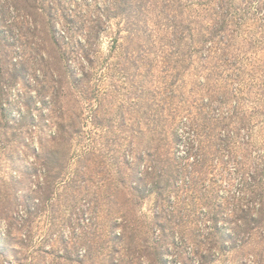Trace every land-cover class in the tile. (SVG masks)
<instances>
[{"label": "rangeland", "instance_id": "rangeland-1", "mask_svg": "<svg viewBox=\"0 0 264 264\" xmlns=\"http://www.w3.org/2000/svg\"><path fill=\"white\" fill-rule=\"evenodd\" d=\"M0 105V264L264 255V178L237 228L222 210L235 164H211L226 130L245 162L264 149V0H0ZM190 138L203 162L188 182L172 156Z\"/></svg>", "mask_w": 264, "mask_h": 264}, {"label": "trees", "instance_id": "trees-1", "mask_svg": "<svg viewBox=\"0 0 264 264\" xmlns=\"http://www.w3.org/2000/svg\"><path fill=\"white\" fill-rule=\"evenodd\" d=\"M245 19L239 18V20L231 21L230 28L231 33H240L243 32V25L245 24ZM233 34H229V37ZM225 44V43H223ZM0 111H4V107L1 108L0 105ZM237 137H238V131H231L228 132H221L220 138L223 140H227V142H224V144L216 147L215 149V157L214 159H211L212 166H221L222 169L225 170V165L228 162L229 159L233 160L234 162V171L232 173L237 175L238 183L236 187L229 189V195L225 196L229 198L230 200L225 201L224 204H226L224 213L231 214L233 218V225L234 227H240L247 224H250L249 219L251 220L253 218V215L246 214V212H253L257 211L261 207V202H251L249 203V198H256V194H260L258 191L260 185L261 178H264V149L261 151L262 154L258 151V158L256 159H250L249 161H244V156L238 153V147H240L237 143ZM174 148H178L180 144V134L175 133V142H174ZM183 151L179 153H175L172 156V160L175 164V169L173 170V174L176 176H182L185 175L188 179V182L190 178H192V175L194 176L196 174L197 168H199V165L203 162V158H201V147L200 145L193 139H189V141H185L184 145H182ZM174 149V150H175ZM226 150V157L227 159H224L223 151ZM246 158V157H245ZM48 159V158H47ZM249 163H252L251 165H248ZM198 166V167H197ZM60 171H58L55 175L57 176ZM52 175H50L51 177ZM50 192V189H49ZM49 194V193H48ZM49 196V195H48ZM219 198H223V196L218 194ZM260 197V196H259ZM258 197V198H259ZM262 208V207H261ZM264 209V205H263ZM229 210V212H228ZM244 212V213H242ZM242 213V214H241ZM207 214V213H206ZM217 214H220L219 212ZM72 216L74 217L73 222H69V225L72 224V226L75 227H81V232L84 230L83 227H87V225L91 224L92 221V214L90 211V203H80V205L76 208H74ZM246 219V222L244 223V218ZM243 218V220H242ZM248 218V219H247ZM217 219L212 224L214 226L215 232H222V236L224 235L223 231L219 227H217ZM221 224V221L218 223V226ZM213 230V231H214ZM8 232V231H7ZM246 232V231H245ZM78 233L75 231H72V234L70 235H64L63 233H57L55 234L52 232L50 239L52 238L53 241L55 240H61L64 245L65 243H71L78 237ZM82 234V233H81ZM117 235H121L120 232L117 233ZM251 237V234H248V238ZM4 242V241H3ZM1 243V242H0ZM182 244V243H181ZM200 247V246H199ZM198 247V248H199ZM197 248L196 252L198 254V257L202 258L204 257L203 251H200ZM193 250H189L187 253V257H180L179 254H177L173 260V264H200L199 259L196 258L194 255V252L192 254ZM2 252H4L2 250ZM47 252V251H44ZM49 252V251H48ZM84 252V251H83ZM186 251H184L185 253ZM58 253V252H57ZM182 254V253H180ZM58 255V254H57ZM59 255H61L59 253ZM80 255L82 256L83 253L80 252ZM159 256V255H158ZM183 259V260H181ZM203 261V260H202ZM257 264H264V255L261 256L259 259H256ZM167 259H162L161 256L158 257V261L156 264L166 263ZM8 264H14L11 261L7 262Z\"/></svg>", "mask_w": 264, "mask_h": 264}]
</instances>
